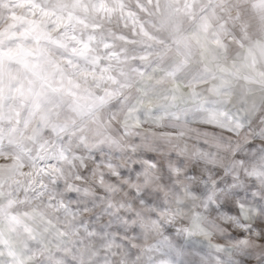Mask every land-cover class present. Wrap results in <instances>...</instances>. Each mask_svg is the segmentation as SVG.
I'll return each instance as SVG.
<instances>
[{"label": "clouds", "instance_id": "9594fccd", "mask_svg": "<svg viewBox=\"0 0 264 264\" xmlns=\"http://www.w3.org/2000/svg\"><path fill=\"white\" fill-rule=\"evenodd\" d=\"M0 264H264V0H0Z\"/></svg>", "mask_w": 264, "mask_h": 264}]
</instances>
